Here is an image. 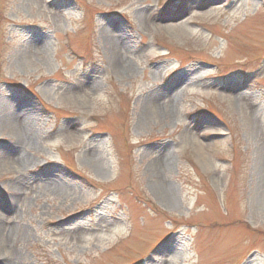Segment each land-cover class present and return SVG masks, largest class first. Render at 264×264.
I'll use <instances>...</instances> for the list:
<instances>
[{
	"label": "rangeland",
	"instance_id": "374dc122",
	"mask_svg": "<svg viewBox=\"0 0 264 264\" xmlns=\"http://www.w3.org/2000/svg\"><path fill=\"white\" fill-rule=\"evenodd\" d=\"M9 98L0 264H264V0H0Z\"/></svg>",
	"mask_w": 264,
	"mask_h": 264
},
{
	"label": "bare ground",
	"instance_id": "6f19581e",
	"mask_svg": "<svg viewBox=\"0 0 264 264\" xmlns=\"http://www.w3.org/2000/svg\"><path fill=\"white\" fill-rule=\"evenodd\" d=\"M116 68L120 73L129 72L131 67L129 64H127L125 61L116 62ZM156 94V93H155ZM157 99L153 101L152 107H154L156 110L160 106V104L164 105L163 101H165V93L163 92H157ZM26 104L25 102H15L12 98H9L8 100H5V108H0V113L6 117L5 121L10 125L11 128H13V131H15V135L18 136V139L21 140L17 143V145H20L23 147H29L30 142L28 141L27 136H24L25 129L27 128L28 124V114H25V110H23V105ZM12 163L14 165H25L28 163V157L24 155H20L17 160H13ZM15 196V195H14ZM172 202V201H171ZM0 233H1V227H0ZM1 236V234H0ZM10 259L11 257H7Z\"/></svg>",
	"mask_w": 264,
	"mask_h": 264
}]
</instances>
